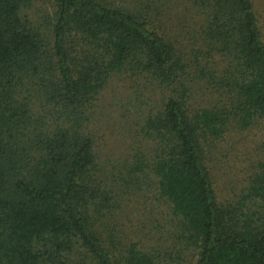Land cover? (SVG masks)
<instances>
[{
  "label": "trees",
  "instance_id": "1",
  "mask_svg": "<svg viewBox=\"0 0 264 264\" xmlns=\"http://www.w3.org/2000/svg\"><path fill=\"white\" fill-rule=\"evenodd\" d=\"M35 1L0 0V264H182L193 251V264H264V163L225 203L207 157L264 118L255 1L46 0L33 15ZM118 79L138 95L115 100L131 143L116 160L90 124ZM150 189L170 227L123 220ZM138 225L173 232L172 248Z\"/></svg>",
  "mask_w": 264,
  "mask_h": 264
},
{
  "label": "rangeland",
  "instance_id": "2",
  "mask_svg": "<svg viewBox=\"0 0 264 264\" xmlns=\"http://www.w3.org/2000/svg\"><path fill=\"white\" fill-rule=\"evenodd\" d=\"M254 1L264 30V0ZM34 4L35 6L31 8L33 15L38 13L47 15V11L51 12V8L49 10V2L46 0H36ZM173 19L176 21L174 17ZM174 20L167 26V32L170 34L175 23ZM190 22L192 21L190 20ZM134 84L131 80H115L108 89L107 98L101 103L99 101L94 110L95 117L91 121L90 126L97 135L95 137L96 145L103 156L108 154L112 155L113 159L119 160L120 157L124 159L131 152L129 148L131 143L128 138L126 139L125 135L127 118L124 116V111L119 110L115 100H123L126 104L131 97H136L138 94L135 91L138 88ZM202 94L203 92L201 93L200 89L197 90L193 100L194 104L206 103L208 95ZM107 99L109 100L107 101ZM207 157L216 176L219 199L225 203L240 200L249 185L251 177L264 163V118L258 119L247 130L242 131L232 128V130L226 132L225 137L221 141L216 142V147L209 148ZM148 185L149 181L143 185V188L146 189ZM147 193L150 196L148 202L143 198L130 200L124 196L126 198L124 201L130 200L131 202L129 204L125 203L124 207V214H126L127 219H124L122 215L121 217L131 226L136 222L137 217H150L153 215L159 219L163 226L168 227V222L164 218V214L168 210L167 203L163 199H157L158 194L154 189L148 190ZM137 227L142 228L141 232H143L145 239H148V243H152L154 248L161 251L163 249V251L170 250L174 240H176L173 237L175 235L173 232H171V237H167V231L163 234V238L157 237L159 235L156 234L152 239L150 236H146L149 233L148 229H144L143 225H138ZM120 232L122 233V231ZM188 255L189 257L182 264H193L195 261L194 251Z\"/></svg>",
  "mask_w": 264,
  "mask_h": 264
}]
</instances>
